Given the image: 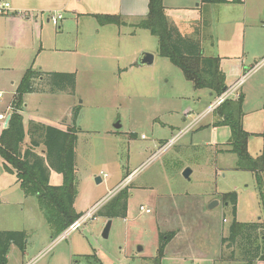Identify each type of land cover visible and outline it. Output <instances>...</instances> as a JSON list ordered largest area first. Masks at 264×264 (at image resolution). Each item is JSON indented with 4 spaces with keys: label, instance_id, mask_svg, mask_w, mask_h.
Segmentation results:
<instances>
[{
    "label": "rangeland",
    "instance_id": "rangeland-1",
    "mask_svg": "<svg viewBox=\"0 0 264 264\" xmlns=\"http://www.w3.org/2000/svg\"><path fill=\"white\" fill-rule=\"evenodd\" d=\"M59 26L52 22L47 25L41 54L38 47L7 46L0 34V90L4 94L0 111L11 114L14 91L32 64L46 71L75 72L74 92L49 93L42 97L40 108L54 117L69 118L70 125L74 124L73 109H79L75 208L85 215L93 212L98 202L103 203L94 211L95 218L88 217L57 242L65 231L45 240L48 221L35 197L23 205L0 203V227L26 230L29 239L26 246L30 254L21 255L23 251L15 245L10 264H20L22 259L28 264L38 255L36 264H153L161 234L168 232L175 235L166 246L163 264H212L209 260L214 258L215 264H245L239 259H223L234 248L221 245L234 217L223 194L237 192V220L262 221L264 172L259 188L256 174L237 168V155L225 151L231 146L214 144L227 141L230 129H222L219 136L203 130L208 118L218 119V106L196 122L216 96L208 95L206 89H195L181 69L159 55V38L148 30L134 29L136 35L123 39L125 43L113 39L110 32L104 33L115 30L116 25L102 29L96 19L89 17L81 18L79 23L66 17ZM100 29V35L96 34ZM142 51H156L152 65H133ZM125 66L132 68L119 72ZM263 77L264 68L242 83L249 93L247 111L260 107L258 84ZM260 89L263 91V87ZM35 105L31 102L24 111L26 117ZM187 108L196 112L185 116ZM117 122L120 128H116ZM166 123L179 128L165 127ZM187 167L193 171L190 179L183 176ZM0 170H5L1 156ZM98 176L102 178L100 183L96 181ZM9 178L14 179V173L4 171L0 175L4 182ZM123 189L129 201L127 216L98 215L100 209L111 207ZM211 198L219 201L212 209V201L208 202ZM141 205L150 208L151 213L141 211ZM109 220V236L104 237ZM238 252L236 249L237 256Z\"/></svg>",
    "mask_w": 264,
    "mask_h": 264
},
{
    "label": "trees",
    "instance_id": "trees-1",
    "mask_svg": "<svg viewBox=\"0 0 264 264\" xmlns=\"http://www.w3.org/2000/svg\"><path fill=\"white\" fill-rule=\"evenodd\" d=\"M235 1V0H234ZM233 1V2H234ZM203 3L229 2L228 0H202ZM101 24L124 25L123 18L117 15L96 16ZM203 26L209 25L203 19ZM134 27L146 29L159 38V53L167 57L183 72L185 78L192 82L196 89H209L221 96L226 90V77L221 69V58L204 56L200 40L184 36L168 19L163 0H149V13ZM41 85L39 88L38 86ZM76 86V73L63 71H43L33 66L24 73L14 93L11 103V120L7 128L0 123V156L5 168L14 173L24 189L25 195L35 196L39 201L52 229L53 237L59 236L83 213L75 209L78 196L76 175V146L78 132L76 118L78 108L73 109L74 124L66 127L53 125L41 120L32 119L25 126L23 107L24 96L33 92H69ZM218 119L214 126H230L232 136L229 140L230 150L237 155V168L250 170L256 174L259 188L262 187L261 173L264 172L263 156L253 157L248 151L250 133L243 126V95L228 98L216 109ZM29 136L28 147H24ZM42 148L41 153L37 151ZM43 153V154H42ZM54 170L63 175L61 185L50 184V173ZM124 190V191H123ZM114 198L111 207L102 208L98 215L108 218L126 217L128 214V197L126 190ZM261 200L264 207V195ZM237 192L223 194L224 202L232 206L233 222L229 235L221 238V245L234 247L228 260H242L245 264L264 261V222L245 223L237 220ZM96 217V215H94ZM157 256L152 258L153 264H163L165 249L175 232L161 234ZM28 235L24 230H0V264H7L11 245L22 251L27 245ZM236 249L239 250L238 256Z\"/></svg>",
    "mask_w": 264,
    "mask_h": 264
},
{
    "label": "crops",
    "instance_id": "crops-1",
    "mask_svg": "<svg viewBox=\"0 0 264 264\" xmlns=\"http://www.w3.org/2000/svg\"><path fill=\"white\" fill-rule=\"evenodd\" d=\"M4 1H8L9 3H11L12 7L14 8V11L11 12L9 15L0 16V34L4 37L5 39L4 42H7V46L14 48L20 46L23 47L26 45L35 47L36 49L38 47V50L40 52V53L38 52V54H41L43 49L45 48L43 44V39H45L44 33L47 25L51 23L50 16L55 12H61L63 14V20L66 17H72L76 19L78 23L81 20V18L89 17L94 20L96 19L98 23L102 25V29L103 28L105 29L106 25H110V24H104V25L101 24L96 16L98 15L120 16L123 18L126 24L121 26L117 24H111V25H116L117 28H115V30H109L106 28L107 30H104V33L110 32L113 34V39L115 37L125 43H127V41L123 39L129 38L131 36L134 37V35H136L137 33L136 31L137 29L146 30L141 28H135L134 25L137 24V22H139L141 19L145 18L149 13V0H4ZM228 1L229 2H224V3L223 2L203 3L202 0H163V4L166 8V13L168 15V19L170 23L174 24L184 36L201 41L204 56H209V57L217 56L221 58V69L225 73V77H226L225 82L227 87L229 88L234 85L238 87L235 96L233 98L235 99L236 95H243V110H244L243 126L244 129L250 133V137L248 139V151L253 157L263 156L264 158V77L260 79V82L258 84L259 93H260L259 96L261 98V101L259 103L260 107H257L256 109L247 111L246 104L249 93L247 92V90L243 88L244 87L243 84L241 85L242 81H244L243 83H245V81H247L253 74L264 68L262 67L257 71L246 75L247 67L251 66L250 68H252L258 62H260L264 57V0H235V1L228 0ZM203 19L209 20L208 26H203L202 24ZM101 32L102 31L100 29L96 31V34L100 35ZM75 44H78L77 40ZM154 54L156 59V54H157L156 51H154ZM158 54L160 55V53ZM138 57L136 56L137 59ZM137 59L136 61H134L133 65H136ZM31 66L34 67L33 64ZM34 68L43 70L41 67L40 68L34 67ZM130 68L132 67H127V66H125L124 68L120 67L119 72L122 70L127 71ZM114 74L116 75V73ZM245 75H246L245 79L242 80L243 76ZM261 87H263V91H261L260 89ZM205 89H200V90H205ZM240 89H242V92H239ZM206 90L208 92V95L216 96V99L218 98V95L215 92H212L209 89ZM47 95H49V93L47 92H33V93H27L24 96V107H23L24 110L22 113L24 115V122L26 128H28V123L32 119L41 120L61 127H66L70 125V122L68 121L69 118H64L63 116L54 117L52 116V114L50 115L41 110L40 106L43 104L42 97ZM200 98L201 97H198V99ZM31 102H35L36 104L33 111L34 113L32 112V114H29V116L26 117L24 111H26L30 107L29 105L31 104ZM210 106L211 103L204 110H202L201 112L199 111L201 113V117L198 118L196 122L199 123V120L200 121L203 120V117L207 113ZM195 112H196L195 109L187 108L183 112V114H185V116H189ZM0 113H6L7 115L10 114V112L8 111H0ZM211 117L208 118L209 121L206 122L205 124L207 126L203 130L213 131L214 135L216 136L223 134L222 129L229 128L231 131L230 126H214V122L216 120L215 117L213 116ZM186 120L187 117L184 118V121ZM194 121L195 120H193L192 122ZM0 123L4 124V122L1 121ZM167 125H170L172 128H179L175 126L173 127V125L169 123H166L165 127H167ZM110 132L113 133V131ZM135 134H136L135 132H132V135ZM231 136H232V131L227 141H219V142H215L214 144L219 143V144L229 145V140ZM29 142L30 139L29 136L27 135L24 144L25 148L29 146ZM206 143L207 144L211 143V141H206ZM230 149L231 147H228L226 150H230ZM41 150L42 148L37 149L39 153H41ZM4 171L8 175L11 174V172L5 168L3 172L0 170V175L3 174ZM129 174L130 173L128 172L127 176ZM3 177L4 175L1 176V179ZM62 183H63V175L52 170L50 173V184L61 185ZM0 184H1L0 203H4L7 205L13 203L17 205L19 204L23 205L26 200L35 197V196L27 197L25 195L24 189L22 188L18 180V177L16 175L14 179L9 178L5 182L0 180ZM15 195H17L18 198ZM214 199L215 198H211L208 200V202H211ZM35 201L39 206V201L37 197H35ZM101 203L103 202L102 201L98 202V205ZM74 206L76 207V201ZM225 208H227V206ZM75 209L77 212H79L77 208ZM262 221H264V219H262ZM47 227L48 230L44 236L45 240L56 238L53 237L52 229L49 228L51 227L49 223ZM0 230H12V229L0 227ZM27 243H29V239H27ZM14 247L16 246L11 245L9 249L7 255L8 257L7 264L11 263L10 254ZM40 251L41 250H39L38 252ZM32 252L34 251L32 250ZM38 252H36V254H38ZM23 254L25 257L30 254L27 246L21 255ZM38 257L39 255L36 258ZM36 258H34L28 264H36L37 263ZM211 261L212 264L216 263L215 258L214 260H209V262ZM21 262L22 263L20 264H26L23 261V259L21 260ZM77 262L79 261H76V263ZM255 264H264V261L259 260Z\"/></svg>",
    "mask_w": 264,
    "mask_h": 264
},
{
    "label": "built area",
    "instance_id": "built-area-1",
    "mask_svg": "<svg viewBox=\"0 0 264 264\" xmlns=\"http://www.w3.org/2000/svg\"><path fill=\"white\" fill-rule=\"evenodd\" d=\"M14 11V8L12 7L11 3H9L8 1H4V0H0V16L1 15H9L11 12ZM63 19V14L61 12H55L54 14H52L50 16V21L55 25L58 26L61 22V20ZM264 67V57L262 58V60L260 62H258L255 66H253L248 73H246V75L257 71L258 69ZM245 76H243L242 80L245 79ZM241 80V81H242ZM244 81H242L243 83ZM241 83V84H242ZM236 85L231 86L229 88H227V90L221 95L218 96V98L216 99V101L214 103H212V105L210 106V108L208 109V111H213L217 106H219L222 102H224L226 99L228 98H233L235 96V93L237 91ZM3 97V92L0 91V98ZM236 97L238 98L239 95H236ZM7 114L6 113H0V121L1 122H5L6 118H7ZM201 117V116H200ZM199 117V118H200ZM198 119V118H197ZM172 142V141H171ZM99 206L97 205L95 207V209L93 210V212L89 211L87 212L85 215H83L79 220H77L75 223H73L67 230H65V232L63 234H61L58 238V240H62L63 238H65L68 233H70L71 231L77 229L83 222H85L87 220L88 217H93L95 218V214L94 211L97 210ZM141 211H144L146 213H151V209L147 208L145 206H141L140 207ZM56 240V242L58 241Z\"/></svg>",
    "mask_w": 264,
    "mask_h": 264
},
{
    "label": "water",
    "instance_id": "water-1",
    "mask_svg": "<svg viewBox=\"0 0 264 264\" xmlns=\"http://www.w3.org/2000/svg\"><path fill=\"white\" fill-rule=\"evenodd\" d=\"M155 61V54L154 53H151V52H148V51H142L141 54L139 55L138 59H137V62L136 64L138 66H145V65H152ZM11 114H9L3 124V128H7L10 120H11ZM116 128H120L121 127V124L120 122H117L116 123ZM192 169L190 167H187L184 171H183V176L186 178V179H190L191 178V174H192ZM96 181L98 183L102 182V178L100 176L96 177ZM219 204V201L218 200H213L210 205H209V208L212 209L214 208L215 206H217ZM111 225H112V221L109 220L106 224V227L104 229V232H103V236L104 237H108L109 236V232H110V229H111ZM139 250H143V247L142 246H139Z\"/></svg>",
    "mask_w": 264,
    "mask_h": 264
}]
</instances>
